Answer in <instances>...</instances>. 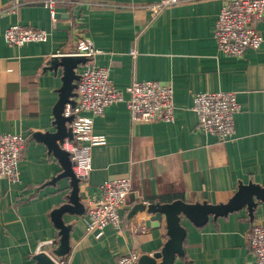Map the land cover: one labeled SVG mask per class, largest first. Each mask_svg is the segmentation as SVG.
Listing matches in <instances>:
<instances>
[{"label": "crops", "instance_id": "crops-1", "mask_svg": "<svg viewBox=\"0 0 264 264\" xmlns=\"http://www.w3.org/2000/svg\"><path fill=\"white\" fill-rule=\"evenodd\" d=\"M157 1L59 0L52 19L43 0H0V133L27 139L18 181L0 177V264H32L41 242H53L43 246L49 251L58 244L51 212L69 202L71 186L68 177H59L58 158L34 133L55 130L62 67L51 69L50 55L71 51L78 32L98 50L93 62L108 68L115 87L145 79L171 83L174 118L135 125L124 101L94 118L93 132L106 141L92 146L91 169L79 180L82 211L61 214L70 228L69 250L61 255L66 264H116L130 250H159L165 223L146 225L145 211L129 215L139 201L220 203L239 183L264 185V22L257 24L259 47L231 56L218 51L213 37L221 0H187L153 12ZM14 23L43 28L47 39L11 45L4 31ZM221 90L234 91L240 105L234 136L223 141L197 125L191 108L193 93ZM124 175L131 176V192L120 227L106 225L99 236L86 232V199L100 195L104 180ZM258 221L264 222V201L252 216L243 207L209 216L201 226L183 217L184 254L174 264H255L246 235Z\"/></svg>", "mask_w": 264, "mask_h": 264}, {"label": "built area", "instance_id": "built-area-1", "mask_svg": "<svg viewBox=\"0 0 264 264\" xmlns=\"http://www.w3.org/2000/svg\"><path fill=\"white\" fill-rule=\"evenodd\" d=\"M59 0H43L52 19L56 16L55 5ZM187 0H159L150 5L153 12ZM79 2V0H70ZM13 9V6H10ZM264 22V0H221L213 29L218 51L231 56H242L246 49H256L262 41L257 28ZM47 31L43 28L14 23L4 31L7 43L22 45L31 41H44ZM98 50L91 40L82 33L77 34L74 47L69 52L57 50L52 58L62 55H79L86 58L76 66L74 103H66L64 115H72L69 125L72 136L65 137L61 147L66 150L72 162V171L82 180L91 169V148L104 144L103 134L93 132L94 118L104 108L118 101H124L131 123L138 125L147 121H172L174 118L173 86L157 79L133 80L123 89L115 87L109 77L108 68L93 62ZM132 56L136 49L131 48ZM191 108L196 113L197 125L216 136L220 141L233 138L235 133L234 115L239 110L234 91H202L192 94ZM89 112L90 115H83ZM26 137L18 133H0V177L18 181L17 164L23 155ZM98 197H88L83 214L85 231L99 236L106 225L120 227V210L131 192V176L124 175L104 180ZM146 203V202H145ZM143 224V223H142ZM142 228V226H140ZM246 241L255 264H264V222L252 224ZM53 242L46 240L38 246L46 251L57 264H66L64 256L54 254L53 249L45 250ZM140 254L135 250L118 255L116 264H138Z\"/></svg>", "mask_w": 264, "mask_h": 264}, {"label": "water", "instance_id": "water-1", "mask_svg": "<svg viewBox=\"0 0 264 264\" xmlns=\"http://www.w3.org/2000/svg\"><path fill=\"white\" fill-rule=\"evenodd\" d=\"M85 57L79 55H62L54 57L51 61V69L57 70L62 67V84L58 89V99L53 107L54 131L36 132L34 137L42 140L49 151L58 158L62 166L59 177H68L71 186L69 202L61 205L51 212L52 220L59 229L58 244L53 249V253L64 255L69 250V225L62 220L63 212L79 213L83 209V204L79 201V177L72 171V160L69 153L61 147V142L65 137H71V127L69 125L72 115H64L63 109L66 103L73 104L75 92V80L78 74L75 68L83 63ZM259 201H264V185H259L248 181L239 183L237 189L225 202L210 203L203 201H186L176 198L168 202L150 201L148 203L139 201L133 205L129 211L132 215L136 211L149 213L146 225L153 227L160 224L163 220L166 228L167 238L161 248L151 254L143 253L139 256L138 264H174L175 258L184 254L183 241L186 229L182 224V218H187L196 226L205 224L209 218L223 216L229 212L245 207L250 216ZM32 264H57L46 251H38L33 255Z\"/></svg>", "mask_w": 264, "mask_h": 264}, {"label": "trees", "instance_id": "trees-1", "mask_svg": "<svg viewBox=\"0 0 264 264\" xmlns=\"http://www.w3.org/2000/svg\"><path fill=\"white\" fill-rule=\"evenodd\" d=\"M182 257H183V255H182ZM64 258L67 260L66 256H64Z\"/></svg>", "mask_w": 264, "mask_h": 264}]
</instances>
